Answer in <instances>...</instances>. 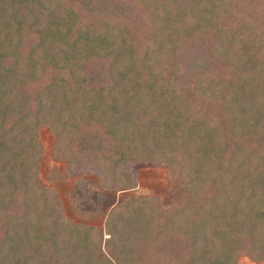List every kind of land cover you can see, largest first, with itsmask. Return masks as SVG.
Masks as SVG:
<instances>
[{
    "label": "trees",
    "instance_id": "obj_1",
    "mask_svg": "<svg viewBox=\"0 0 264 264\" xmlns=\"http://www.w3.org/2000/svg\"><path fill=\"white\" fill-rule=\"evenodd\" d=\"M263 5L0 0V264H264ZM44 126L119 194L102 233L40 186ZM136 163L176 203L121 195Z\"/></svg>",
    "mask_w": 264,
    "mask_h": 264
},
{
    "label": "rangeland",
    "instance_id": "obj_2",
    "mask_svg": "<svg viewBox=\"0 0 264 264\" xmlns=\"http://www.w3.org/2000/svg\"><path fill=\"white\" fill-rule=\"evenodd\" d=\"M249 2V0H244ZM76 3V1H73ZM257 16L264 18V5L254 10ZM42 143V156L39 161L38 180L40 186H50L56 192L54 207L64 218L71 222L85 223L103 231L106 210L110 203L118 198V193L113 190L102 188L99 179L92 173L96 171L93 166H87L90 171L79 173V168L70 171L66 162L58 152H54V134L48 127H42L38 131ZM136 178V187L120 193L121 195L140 194V196H159L163 205L176 203L177 196L170 192L167 170L163 165L153 164H131L130 167ZM83 178L86 184L83 183ZM82 189V194H77L76 188ZM245 253L238 257L239 264L249 261ZM251 260V259H250ZM238 264V263H237Z\"/></svg>",
    "mask_w": 264,
    "mask_h": 264
},
{
    "label": "crops",
    "instance_id": "obj_3",
    "mask_svg": "<svg viewBox=\"0 0 264 264\" xmlns=\"http://www.w3.org/2000/svg\"><path fill=\"white\" fill-rule=\"evenodd\" d=\"M238 264H239V262H238ZM242 264H261V263H256V262H253L249 259V261H244V262H242Z\"/></svg>",
    "mask_w": 264,
    "mask_h": 264
}]
</instances>
